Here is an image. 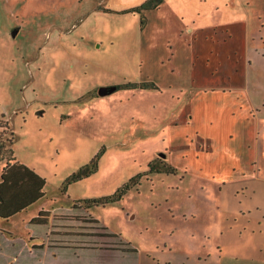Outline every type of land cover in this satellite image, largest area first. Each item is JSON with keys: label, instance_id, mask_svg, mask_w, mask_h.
<instances>
[{"label": "rangeland", "instance_id": "obj_1", "mask_svg": "<svg viewBox=\"0 0 264 264\" xmlns=\"http://www.w3.org/2000/svg\"><path fill=\"white\" fill-rule=\"evenodd\" d=\"M144 1L0 0V154L45 181L0 264H264V0Z\"/></svg>", "mask_w": 264, "mask_h": 264}, {"label": "trees", "instance_id": "obj_2", "mask_svg": "<svg viewBox=\"0 0 264 264\" xmlns=\"http://www.w3.org/2000/svg\"><path fill=\"white\" fill-rule=\"evenodd\" d=\"M162 1L163 0H145L143 3L129 8V11L142 12V10L146 9H155L158 8ZM130 85L136 86V83ZM119 87V85H116V90ZM12 139L9 142V147L5 155L0 154V163L4 161L3 165L0 166V217L4 219H8L14 214L24 210L44 194L43 186L45 181L24 164L17 162L15 152L11 147L13 142ZM0 148L3 150L4 145L0 144ZM175 170V167L168 164H165L162 169L154 167L149 163L146 172H139L130 177V179L118 188L114 194L98 199H87L84 200V204L86 207H90L92 205H103L110 201L117 200L126 190L136 185L143 175H147L150 172L174 173ZM80 172L81 171L73 174L71 179L80 178ZM45 212L47 211L41 210L30 222L44 224L46 221Z\"/></svg>", "mask_w": 264, "mask_h": 264}, {"label": "water", "instance_id": "obj_3", "mask_svg": "<svg viewBox=\"0 0 264 264\" xmlns=\"http://www.w3.org/2000/svg\"><path fill=\"white\" fill-rule=\"evenodd\" d=\"M17 30L13 31V35L16 33ZM116 90V85H112V86H101L97 89V94L100 96H104L107 94H110L112 92H114ZM38 113H41V111H39Z\"/></svg>", "mask_w": 264, "mask_h": 264}, {"label": "crops", "instance_id": "obj_4", "mask_svg": "<svg viewBox=\"0 0 264 264\" xmlns=\"http://www.w3.org/2000/svg\"><path fill=\"white\" fill-rule=\"evenodd\" d=\"M16 160H17V158H16ZM17 162L18 163H21L19 160H17ZM21 164H23V163H21ZM25 165V164H24ZM26 167H28L27 165H25ZM29 168V167H28ZM30 170H32L31 168H29ZM32 171H34V170H32ZM35 172V171H34ZM36 173V172H35ZM37 174V173H36ZM38 175V174H37ZM38 176H40V175H38ZM41 177V176H40ZM42 178V177H41ZM44 186H45V182H44ZM44 186H43V190H44ZM44 192V191H43ZM44 195V194H43ZM39 200V198L36 200V201H34L32 204H34L35 202H37ZM31 204V205H32ZM29 207V206H28ZM27 207V208H28ZM26 209V208H25ZM23 211V210H22ZM19 213V212H18ZM17 214V213H16ZM10 218V217H9Z\"/></svg>", "mask_w": 264, "mask_h": 264}]
</instances>
